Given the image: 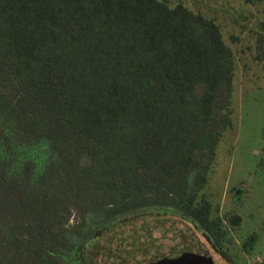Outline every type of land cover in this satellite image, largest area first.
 Here are the masks:
<instances>
[{"label":"trees","instance_id":"1","mask_svg":"<svg viewBox=\"0 0 264 264\" xmlns=\"http://www.w3.org/2000/svg\"><path fill=\"white\" fill-rule=\"evenodd\" d=\"M235 69L182 3L0 0V264H102L117 232L171 214L225 256L203 189Z\"/></svg>","mask_w":264,"mask_h":264},{"label":"rangeland","instance_id":"2","mask_svg":"<svg viewBox=\"0 0 264 264\" xmlns=\"http://www.w3.org/2000/svg\"><path fill=\"white\" fill-rule=\"evenodd\" d=\"M169 2L173 6L182 3L214 19L235 56L232 125L221 139L203 189L211 197L214 215L226 220L229 235L222 244L226 255L218 254L190 222L175 214H169L167 220L185 226L182 238L194 254L200 248L201 264H259L264 257V60L258 57V42L264 35V2Z\"/></svg>","mask_w":264,"mask_h":264},{"label":"water","instance_id":"3","mask_svg":"<svg viewBox=\"0 0 264 264\" xmlns=\"http://www.w3.org/2000/svg\"><path fill=\"white\" fill-rule=\"evenodd\" d=\"M183 231L186 233L185 226L172 220L135 222L113 235L109 242L112 258L104 254L102 264H119L116 259L122 250L129 256L123 255L120 264H201L200 248L197 247L198 255L194 254L188 241L182 238Z\"/></svg>","mask_w":264,"mask_h":264}]
</instances>
